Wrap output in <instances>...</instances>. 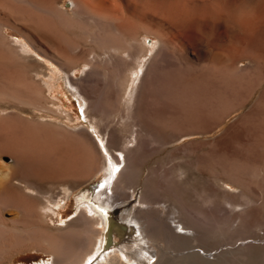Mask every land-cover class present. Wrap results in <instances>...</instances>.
Returning a JSON list of instances; mask_svg holds the SVG:
<instances>
[{"label":"bare ground","instance_id":"6f19581e","mask_svg":"<svg viewBox=\"0 0 264 264\" xmlns=\"http://www.w3.org/2000/svg\"><path fill=\"white\" fill-rule=\"evenodd\" d=\"M231 1L223 0L222 3L230 4ZM12 2L17 5L13 6ZM70 3L73 16L77 14L95 23V29L89 28L87 39L95 45L98 53L95 50L90 52L91 58L82 64L84 68L93 75L101 73L104 76L107 67L104 65L105 71L101 69V55L119 71L118 76L111 77L113 74L110 75L108 68L111 78L108 76L106 80H111L102 83L101 88L107 89L102 92L103 100L97 95V104L93 108L91 106L93 115L98 121H103V130L90 120L89 105L82 92L84 88L74 86L68 74L61 79L68 93L76 99L82 116L77 111L73 118L74 115L68 111L50 106L55 104L50 93L59 84V71L56 72L59 68L53 72L55 76H48V80L40 78L39 72L34 71L29 82L22 81L24 77L20 79L23 73L19 72L21 75L18 74L19 79L17 77L16 80L9 75L16 67L14 70L8 68L12 69L10 73L6 72L7 67L5 69V59L16 63L31 59L26 54L28 50L24 43L11 41L6 29L18 33L44 60L46 58L58 67L70 68L71 61L63 60L64 55L57 50L60 35L55 29V24L63 23L60 15L68 17L70 13L58 7V0H0V264H11L18 253L29 250L52 255L50 264H164L166 262L162 261L167 259L162 260L164 253L159 248V241L180 250H184L191 241L188 242L190 239L185 234V224L178 222L180 218L176 219L178 216L174 218L173 212L160 216L166 206L159 205L161 209L153 206L157 201L144 191L148 185H144L146 188L138 194L133 190L127 191L128 185H132L138 175L126 163H130L129 156L138 150L135 149L137 140L141 138L140 126L144 124V129L147 126L163 137L169 136L172 126L165 124L172 123L162 124L155 116L162 111L171 115L174 109H180V121L172 124L173 130L179 132L177 139L191 134L203 135L214 131L246 102L254 86L263 80L260 79L263 75L260 70L264 66V0L256 2V7L242 0L240 7L236 5L239 8L234 6L236 9L226 10L223 18L212 14L218 5H222L218 0H71ZM224 17L231 18L236 29L233 35L229 32L230 36H226L219 31ZM197 31L215 32L212 43L216 49L211 48L210 55L216 63L191 73L188 70L192 62L187 54L192 47L202 45L196 39ZM149 35L155 37L154 42L147 43L145 37ZM188 37L193 39L190 44H185ZM241 60L256 62L253 73L246 79L240 74L238 62ZM34 61V65L39 66L38 61ZM82 65L80 63L78 67ZM71 67L70 71L78 68ZM256 79L258 84L254 83ZM97 83L91 84L88 91L99 93L95 88ZM140 95L144 96L143 108H137L147 121L139 123L140 126L137 124L140 128L132 127L128 131L129 136L121 142L119 132L115 134L109 124L111 121L107 115L113 110H109L106 104L109 107L116 105L121 113L127 115L132 112ZM185 99L189 100L186 107L196 113L191 115L192 118L185 116ZM155 105L159 108L156 115L155 111L153 113ZM259 105L244 116V120L234 122L225 131L207 159L223 158L227 162L241 158L242 164L250 165L262 158L264 96ZM45 118H54L57 122ZM73 121L77 123H68ZM188 125L190 128L181 132L182 127ZM89 129L94 134L97 131L106 136L103 135L102 141L101 138L96 141ZM3 155L8 156L10 162L5 161ZM227 172L232 182L244 184L247 173L234 169ZM101 174L104 177L92 183ZM89 176L90 180L78 191L76 216L64 223L60 217L52 219V215H57L59 209L66 205L65 200L70 199V188L65 185L62 188L67 192L42 199L38 189L30 194L14 182L35 185L42 179L64 182L69 178L82 180ZM130 196L132 200H128ZM33 198L35 201L41 198V204L33 202ZM51 198L55 200L50 201ZM131 201L135 203L130 205ZM204 221L209 222L203 220V223H191V226L207 236ZM151 257L154 259L149 261ZM179 259L185 262L183 254Z\"/></svg>","mask_w":264,"mask_h":264},{"label":"rangeland","instance_id":"374dc122","mask_svg":"<svg viewBox=\"0 0 264 264\" xmlns=\"http://www.w3.org/2000/svg\"><path fill=\"white\" fill-rule=\"evenodd\" d=\"M218 1H219L218 4L220 3L222 4V5H218L219 8L221 9H219L218 6L216 5L217 8L213 10V12H216L217 14L213 12L212 14L213 15L215 14V16H221L222 18L223 16L226 15L227 13L226 10L230 12L231 8H233L234 6L237 5L240 7L242 5L241 3L242 0H232L230 4L226 3L225 5L222 3L223 0L221 1L218 0ZM246 1L247 3L250 2L252 5L254 4L255 6V3L257 2L258 4L259 0H246ZM70 2L71 0H58V7L61 10L68 11L70 13L68 17L70 18H68L67 16L65 17L60 15V21H63L64 24L59 22L55 24L57 25L55 29L60 35L58 39L59 42L57 43V50L59 49L60 51L59 53L61 55H64L62 56L63 60L69 59V61H71L70 65L73 66L74 68L75 67L77 68L80 65V63L82 65L85 62H87L89 57L91 58L89 54L92 50H95L97 53L98 51L95 49V45L90 43V41L87 39V34L90 32V30L95 29L94 26L95 23H93V21L89 20L88 18L84 19L86 17L77 14H75L74 16L76 15L77 16L74 17L73 16L74 13L72 12V6ZM250 3L248 5H251ZM11 4L13 6L17 5L16 2L15 3L12 2ZM236 7L234 8L236 9ZM250 8L254 9L253 7ZM215 16L212 17L214 18ZM228 16L231 17L230 13ZM230 19L231 18L228 19V17L226 19L224 17V20L221 19V29L219 31L223 32L225 35L227 34L226 36H230L229 35L230 33H232V35L234 34V32L236 33V29L234 28L231 22L232 20ZM226 28L228 31H226ZM198 31L196 33V37H197L196 39L199 40L202 43V45L197 48L192 47L190 49V53L187 54L188 58L191 59L192 62L189 68L190 70H188V72L191 73L198 72L199 69H202V67L203 68L207 67L208 65L212 67V65L214 66V63H216L213 55H210V50L216 47V45H213L212 43V41L214 40L215 32L203 33ZM6 32L9 34L8 38L11 39V41L13 40L16 43L18 42L24 43V46H26L25 49L28 50V53L26 54L28 56L30 55L31 58V59H26V61L23 60L19 63L18 62L16 63V61H12V59H5L4 61L5 69L6 67L7 70L8 68L15 69L16 67L15 70L13 69L14 74L13 73L9 74L10 72H12V69H9L11 71L8 70L6 72H9L8 74L11 77H14V80H16V78L19 75H21L20 73H23V75L20 76V79L24 77L22 81L25 80L29 82L28 80L31 78L34 71L39 72L40 78L42 79L44 78V80L46 78V80H48V76H53L54 75L53 72L59 68L56 71V72L59 71L58 73L60 75L59 84L58 86L54 87V90L50 93L51 94L50 97L55 102V104L50 106L53 109H58V110L62 109L68 111V113H70L72 116L74 115L73 118H75V113L77 111H78L77 112L78 115L80 117L82 116L76 99L71 97V95L68 93L67 86L65 85L63 79H61L63 78V76L68 74L74 86L81 87L82 89L84 88L82 92L85 95L86 101L88 102L89 105L88 114L90 120L92 122L98 123V125H100L99 126L100 129L103 130L104 128V126H102L103 121H98V119L93 115L94 111L92 108L93 105L97 104L96 103L98 100L97 95L102 97L100 99L101 101L103 100L102 95H104V93L102 92H105L107 89L105 87H104L105 90L102 89L103 88L102 83H108L111 79L109 80L106 79H108L111 74H113L111 75V77L119 75V71L116 70V66L113 65V63L112 64L107 63L104 57L99 55V57H101L100 59H102V60L99 59V64L101 69L102 68L104 69L105 66L107 67V69L105 67L106 71L104 69L106 73L104 76L101 73L98 75L91 74L90 72H88L87 68H84L83 65L80 66L81 68L78 67L77 69L70 71V69L72 68L71 66L70 68L66 67L67 69L64 68L65 66H63V68L58 67L56 64L52 63L46 58L44 60V57H42L41 55H37L36 52L32 50L31 46L28 45L27 42H24L23 38L15 31L11 29H6ZM192 39L193 38L191 37L186 38L185 44L186 43L190 44ZM145 40H147V43H149V41L154 42L155 37L149 35L145 37ZM14 42L13 44H16ZM0 54L2 55L1 51ZM22 54L23 56L26 55L24 53ZM81 54H83V57ZM67 56H69L70 58ZM28 60L30 65L28 63ZM34 60L38 61L39 66L37 67L35 66L36 62ZM76 60L79 61H77L76 63ZM31 63H33V65L35 63V65L34 66L31 65ZM238 66L239 69L241 68L240 69L241 76L244 77L243 79H246V77L249 76V74L253 73L252 69L254 71V68L256 67V62L255 61L252 62V60L251 61L241 60L240 62H238ZM107 71L110 73V75H108L109 73ZM260 73L263 74L262 78H260L263 80L259 81L256 79L254 81L255 84H258L259 82L260 84L258 86L256 85L254 86L255 88H253V92L251 96L246 100V102L240 108L238 107V109L232 112L224 120L223 123H221L218 127H216L214 131L203 135L191 134V135L183 136L179 138L180 140L177 139L179 132L173 130V126L181 117L180 109L179 110L174 109L171 115H169L168 113H164L162 111L161 113L159 112L160 114L158 116H155L159 108H157L158 106L155 105L157 108L156 110L154 106L153 113L155 111L154 113L155 118L157 117L159 121L163 122L162 124L165 123L174 124V125L165 124V125H171L172 131H171V135L169 134L170 137L168 135L166 136L164 135L163 137V134L160 135V133L148 129L147 126L145 129L142 127L144 126L143 123L147 121V119L143 118L139 113L140 112L139 108L143 106L142 103L144 102L143 95L139 96L138 101L135 102L134 105L135 107L133 106L134 110L132 109V112L130 111L127 115L124 114L123 112L121 113L116 105L113 106L110 105L109 107L108 103L106 104L109 110L110 109L113 110L112 112L111 111L108 112V114L110 115H107L109 121H111L109 124L112 125L115 134L119 132L121 142L124 137L129 136L128 131L131 130L132 127L134 129L137 127L138 128L141 127L140 129L142 131L144 130L145 132L144 133L140 129H138L141 132V138L140 140L138 139L136 143L138 147L135 145L137 147L135 150L138 149L137 150L138 154L137 152L133 151L134 155L131 154L129 156V158L131 157V159L128 160V162L130 163L129 164L126 163V166H130L129 169L135 171L136 175L138 174L137 177L135 178L136 180L134 182H133L134 179L132 180L133 182L132 185H128L130 187H128L129 189L127 191L130 193L131 190H133L134 194H138L139 192L140 193L143 192V190L148 185L146 190L144 191L152 195L153 201H157L154 202L153 206L158 208L159 205L166 206V208L163 211H161L160 216L161 217L167 216L173 212L174 218L178 216L176 218L177 220L178 218H180L178 222L180 221L185 224V234L188 237V239H190L188 240V242L190 241L191 242L189 244L187 243V245L184 247L185 248L184 250H182L181 248L182 250L181 251L180 249L171 247L165 241H159V248L162 249L164 253L163 254L164 257L162 255L163 257L162 260L164 258L167 259V260H163L162 261L163 263L165 261L167 264H264V256H263L264 255L263 253L264 252V156H263L264 151L262 153V158L258 159L256 164L251 163L250 165L242 164L243 162L240 161L241 158H238L237 159L238 161L234 160L227 162H225L226 160L225 159L223 160V158H216L214 160L207 159L209 158L210 153L212 154V151L216 149V143L223 136L225 131H227L228 128L232 126V124L234 125L235 123H239L241 119L244 120L245 119L244 116L249 114V112L252 109H254V107L257 108V105H259V102L264 96L263 95L264 66L261 67ZM99 75H101L102 77ZM96 82L98 83L96 84L97 86H95V88L97 87L99 89L98 90L99 93H94L92 91L89 92L88 90H91L89 89V86L91 84L95 85ZM188 101L189 100L185 99V116L192 118V116L196 113H194L195 112L194 110L192 111V109L186 107L187 103H189ZM182 108L184 107L181 106V109ZM7 111H11V109H8ZM24 115L30 116L28 114H24ZM64 115L65 114H63V116ZM159 116H161L162 118ZM45 120L54 121V118H45ZM132 120H134L133 122L136 125L132 122ZM62 121H64V119H62ZM68 123L75 124L77 122L73 121ZM139 123L140 124L142 123L143 125L140 126ZM137 124L140 127L137 126ZM128 125H130V127ZM188 128H190L189 125L184 128L182 127L181 130L183 131L181 132H184ZM89 131L91 132L90 133L91 136L96 141H98V139L100 140V138L102 141L103 139L102 137L106 136L104 134H103L104 136L103 135L101 136V134H99L97 131L94 134V131L92 132L91 129H89ZM150 131L153 133H151ZM147 132L150 133L148 134ZM72 141H74V139ZM203 155L206 156L203 157ZM242 156L243 155H241V157ZM2 158L7 162H10L11 160L6 155H3ZM220 159H222L221 162ZM259 161H261V163H258ZM229 169H234L240 172L242 171L244 173H247L243 185H238L236 182H232L229 179V177L227 176L228 173L227 171ZM102 176L104 177V175L101 174L95 181L93 182L91 181V182L96 183L97 181L103 178ZM90 177L91 176L82 180L69 178L67 181L64 182L63 181L54 182V180L42 179L39 182H35V185L22 184L16 181L14 182L17 186H20V188H22L25 192L30 194L35 193L34 191L38 189L42 193L43 196L41 197L42 199H44L47 195L56 197L58 194L67 192L66 189L62 188L65 185L66 187L70 188V190H68V192L71 193L70 199L67 201L65 200L66 205L63 208L59 209L58 212L59 215L58 214L52 215V219H54V216L55 218L60 217L61 222L64 223V222H68L69 220H71V218H74L76 216L75 212L77 210L76 201H77L78 191L84 187V184H86L90 180L89 179ZM154 188H156L155 192H151ZM51 192L52 194H50ZM41 198L36 201L35 198H33L34 199L33 202L35 201L38 202V204H41L42 202ZM132 198L133 197L130 196L128 200H132ZM49 200L54 201L55 199L51 198ZM133 203L135 202L131 201L130 205H132ZM60 204H62V202ZM209 214H211V217ZM203 220L209 221L208 224L207 222L204 221L205 223L204 225H206L205 226L206 231L204 230V233L205 234L207 233L209 236L208 235L203 236L202 232L198 230L196 226L195 227L197 229L192 228L193 226H191V223L200 224L201 222L203 223ZM52 222L56 223L54 220H52ZM217 224L219 225V227L221 225L222 228L217 227L218 226ZM209 226H212L211 228L213 227L215 228L213 229L208 228ZM254 250L256 251L255 253ZM260 253L261 255H259ZM182 254L185 256V262L184 261L180 262L179 257ZM52 259H53L52 255L46 254L45 252L43 253L42 251L29 250L18 253L15 257H13L11 264H50L52 263ZM153 259L154 257H151L149 261ZM138 264L141 263L139 262Z\"/></svg>","mask_w":264,"mask_h":264}]
</instances>
